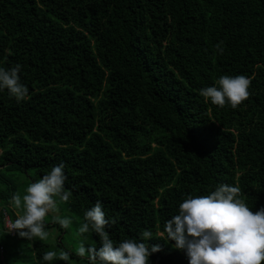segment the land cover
<instances>
[{"label": "trees", "instance_id": "trees-1", "mask_svg": "<svg viewBox=\"0 0 264 264\" xmlns=\"http://www.w3.org/2000/svg\"><path fill=\"white\" fill-rule=\"evenodd\" d=\"M17 64L28 95L0 91V200L17 191L3 171L32 183L62 163L61 207L81 224L99 201L115 244H159L150 264H188L160 235L187 197L228 184L264 207V0H0V67ZM222 75L251 80L235 109L199 94ZM22 241L31 264H64Z\"/></svg>", "mask_w": 264, "mask_h": 264}, {"label": "clouds", "instance_id": "clouds-1", "mask_svg": "<svg viewBox=\"0 0 264 264\" xmlns=\"http://www.w3.org/2000/svg\"><path fill=\"white\" fill-rule=\"evenodd\" d=\"M20 71L19 64L7 69L0 67V91L6 89L17 102L28 95L18 75ZM250 84V78L244 75H222L214 85L200 89L199 94L213 105L227 104L235 109L248 98ZM66 179L61 163L30 183L22 197L14 194L10 203L19 214L11 222V230L22 238L47 239L44 218L56 211L57 198L63 202L69 199L64 187ZM57 220L62 228L70 223L67 218ZM109 224L99 201L84 212L78 233L94 232L101 244L96 248L80 242L76 255L85 258L87 264H150L149 257L160 251L159 244L149 246L135 239L115 244L106 231ZM152 235L145 230L142 238L150 240ZM160 235H166L176 249L185 252L188 264H261L264 261V207L253 212L240 198L238 186L220 184L209 195L184 199L178 213L165 222ZM56 258L70 264V253L63 250L58 255L48 251L42 260L50 262Z\"/></svg>", "mask_w": 264, "mask_h": 264}, {"label": "rangeland", "instance_id": "rangeland-1", "mask_svg": "<svg viewBox=\"0 0 264 264\" xmlns=\"http://www.w3.org/2000/svg\"><path fill=\"white\" fill-rule=\"evenodd\" d=\"M3 173L7 176L10 174L14 180L17 179L15 181L17 185V191L15 194H19L22 197L31 181L19 173H7L5 171H3ZM3 189L4 186H2V190ZM10 202L11 199L9 201L0 200V214H2V221H0V264H31L27 261V251L22 245V240H25L26 238L20 237L15 230H11L10 228L11 222L14 221L16 216L19 214V210H15ZM57 218L69 219L70 223L68 227L62 228L58 223ZM44 223L45 228L48 225L50 228L48 231L45 229V231L48 232V237L42 241L48 244L51 251L56 252L57 255L61 250L69 252L70 264H87L85 258H81L76 255V249L81 241H83L87 247L92 244V240L88 233H78V227L80 226L79 219L76 215L68 212L66 209H63L59 199H56V211L50 212L46 215ZM60 232L62 233L60 234ZM13 235L15 238L11 237ZM57 236L59 238L58 242H60L59 246H56L54 243ZM62 262L66 264V262Z\"/></svg>", "mask_w": 264, "mask_h": 264}]
</instances>
